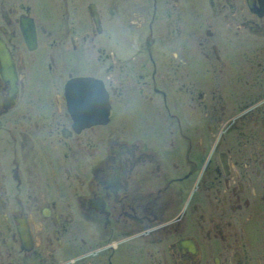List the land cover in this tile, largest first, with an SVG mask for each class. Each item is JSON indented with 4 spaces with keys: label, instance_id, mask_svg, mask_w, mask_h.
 <instances>
[{
    "label": "flooded vegetation",
    "instance_id": "flooded-vegetation-1",
    "mask_svg": "<svg viewBox=\"0 0 264 264\" xmlns=\"http://www.w3.org/2000/svg\"><path fill=\"white\" fill-rule=\"evenodd\" d=\"M0 264H264V0H0Z\"/></svg>",
    "mask_w": 264,
    "mask_h": 264
},
{
    "label": "water",
    "instance_id": "water-1",
    "mask_svg": "<svg viewBox=\"0 0 264 264\" xmlns=\"http://www.w3.org/2000/svg\"><path fill=\"white\" fill-rule=\"evenodd\" d=\"M73 83H74V82H70V85H71V86H70V90L74 87ZM68 84H69V83H68Z\"/></svg>",
    "mask_w": 264,
    "mask_h": 264
}]
</instances>
